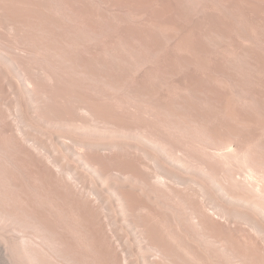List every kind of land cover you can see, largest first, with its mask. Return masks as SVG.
<instances>
[{"label": "bare ground", "instance_id": "obj_1", "mask_svg": "<svg viewBox=\"0 0 264 264\" xmlns=\"http://www.w3.org/2000/svg\"><path fill=\"white\" fill-rule=\"evenodd\" d=\"M154 1L0 0L1 264H264V36Z\"/></svg>", "mask_w": 264, "mask_h": 264}, {"label": "rangeland", "instance_id": "obj_2", "mask_svg": "<svg viewBox=\"0 0 264 264\" xmlns=\"http://www.w3.org/2000/svg\"><path fill=\"white\" fill-rule=\"evenodd\" d=\"M154 2L152 3L153 6L162 5L161 0H155ZM163 4L164 6L165 4H167L166 6H168V4L169 6H197L198 11H183L180 7L174 8V20L179 23L176 28L179 29L180 27H182V30L184 32H187L188 29L190 31L191 28V31L193 33L195 32L193 34L195 38L199 36L201 37L204 31L213 32L215 35L220 36L222 39L226 37L229 42L226 43L225 46L227 47L228 51L233 55L244 54L242 51H240V47H244L245 45H248V43L251 46H254L253 44H257V47H259L260 44L257 43L256 39V43H253L251 41V38H261L264 36L263 31H261V29H264L263 15H258L256 16V18H249V16L246 15H233L232 6L235 5H232L230 3H220L217 0H183V2L182 0H165ZM102 7L103 9L108 10V6L103 5ZM259 16H263V19ZM189 26L191 27L189 28ZM164 27L165 29L163 31ZM164 27H162L160 31L161 33H164H162L163 36L167 38L173 37L174 30L171 29V26L164 25ZM166 27L167 29L170 28V32L166 31ZM157 31L159 32V30ZM196 33L199 34L197 37L195 35ZM258 49H260V52L264 51V47L262 46H260ZM245 51L249 52V50Z\"/></svg>", "mask_w": 264, "mask_h": 264}]
</instances>
